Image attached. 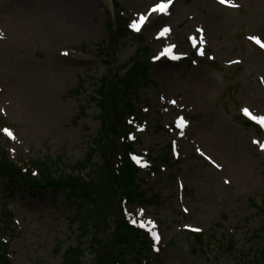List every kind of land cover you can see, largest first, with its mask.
Returning a JSON list of instances; mask_svg holds the SVG:
<instances>
[{
  "label": "rangeland",
  "instance_id": "374dc122",
  "mask_svg": "<svg viewBox=\"0 0 264 264\" xmlns=\"http://www.w3.org/2000/svg\"><path fill=\"white\" fill-rule=\"evenodd\" d=\"M162 2L0 0V152L23 168L47 157L62 169L82 161L100 129L94 100L103 80L116 127L128 125L120 80L132 76L138 43L113 38L120 16L152 63L128 127L147 196L158 198L131 208L160 249L147 264H241L262 248L251 236L264 217L250 200L264 193V124L252 118L264 117V49L250 37L264 43V0H172L166 13L152 12ZM107 157L106 149L95 165ZM65 194L21 187L10 195L0 183V239L12 264H62L78 244L79 211ZM98 207L97 256L112 234V217ZM189 231L204 233L201 245ZM81 244L87 250L90 237ZM94 257L86 251L84 264Z\"/></svg>",
  "mask_w": 264,
  "mask_h": 264
},
{
  "label": "trees",
  "instance_id": "16d2710c",
  "mask_svg": "<svg viewBox=\"0 0 264 264\" xmlns=\"http://www.w3.org/2000/svg\"><path fill=\"white\" fill-rule=\"evenodd\" d=\"M129 33L125 21L119 17L115 31L112 32L113 38L121 39L130 35ZM131 38L138 43V48L130 59L129 71L132 72V76L128 73V78H125V81L120 80L122 94L125 95V116L134 114L130 103L137 97L138 91L151 85L147 79L149 54L143 46L144 40L141 36H131ZM108 85H110V81L103 80L98 90L100 99L94 100L99 111L100 130L96 138L92 140L84 160L77 162L72 167V171L82 174L85 172L82 177L64 173L55 177L54 169L61 165V160L58 159L55 162L49 158L31 162L30 167L22 172L0 153V183L2 182L5 192L11 195L21 187H27L29 191L36 192L47 190L53 196L59 192H65L67 205L79 211L75 217L76 220H79V244L65 251L62 264H84L85 250L81 248L80 241L89 236L91 244L87 251L93 255L97 253V232L101 218L100 214L96 212L99 205L113 218V232L108 245L105 244L97 256V264H147L151 259L153 247L151 240L144 231L130 224L124 207L151 205L153 199L157 197H147L146 192L142 189V186L146 185V181L140 178V172L130 160L129 155L133 153V145L126 137L128 130L123 122L116 127L115 122L119 121L117 105L112 95L106 93L105 88ZM106 149L108 157L104 160L103 167L95 165L94 157L99 156L102 159ZM33 170L37 171L39 179L31 176ZM100 176L105 177L102 183H98ZM97 200L100 202L99 205L96 204ZM250 201L259 214H264V198L260 203H256L254 200ZM10 229L8 225L6 230ZM192 237L196 242L202 243L200 236L192 235ZM251 238L262 248L250 261L246 260L241 264H264V221ZM0 264H11L8 259V247L1 243Z\"/></svg>",
  "mask_w": 264,
  "mask_h": 264
},
{
  "label": "snow or ice",
  "instance_id": "6c2138e0",
  "mask_svg": "<svg viewBox=\"0 0 264 264\" xmlns=\"http://www.w3.org/2000/svg\"><path fill=\"white\" fill-rule=\"evenodd\" d=\"M220 2H221V3H228L229 6H233V7L235 6V5H232V4L230 3V0H220ZM171 3H172V0H168L167 3H163V2H162V3H157V4H155L154 7L152 8V12H155V13H166V12H167V9H168V7H169V5H170ZM146 19H147V17H145V16H141V17H140L139 24H143V23L145 22ZM139 24H137L136 22H133L132 27L138 29ZM168 31H169V29H167V28H164V29H163V32H168ZM162 34H163V33H162ZM250 39L254 40V41H255L257 44H259L261 47H264V43L261 42L260 38L253 36V37H250ZM167 52H170V49H165V52H162L160 55L163 56V55H165V53H167ZM173 58H175V57H173ZM156 59H159V57H156ZM172 103H175V101H172ZM244 112H245L246 115H250V113L248 112L247 109H244ZM252 118H253L254 120H257L258 122L264 124V117H255V116H253ZM183 124H184V121H183V119L181 118V120H180V126H183ZM5 132H7V130H5ZM8 134L11 135L10 133H8ZM226 182H227V181H226ZM153 236H154L156 239H158V237L156 236L155 233H153Z\"/></svg>",
  "mask_w": 264,
  "mask_h": 264
},
{
  "label": "bare ground",
  "instance_id": "6f19581e",
  "mask_svg": "<svg viewBox=\"0 0 264 264\" xmlns=\"http://www.w3.org/2000/svg\"><path fill=\"white\" fill-rule=\"evenodd\" d=\"M9 7H11V6H9ZM9 7H4V8H5L4 10H8ZM16 8H18V9H16ZM14 9H16V11H17L18 14H23L24 12H26L25 9H24V7H22V6H17V7H15V8H13V10H14ZM8 12H9V11H8ZM8 14H9V13H8Z\"/></svg>",
  "mask_w": 264,
  "mask_h": 264
}]
</instances>
